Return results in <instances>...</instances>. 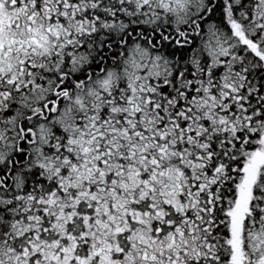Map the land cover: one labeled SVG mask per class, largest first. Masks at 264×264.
I'll use <instances>...</instances> for the list:
<instances>
[{"label": "snow or ice", "instance_id": "1", "mask_svg": "<svg viewBox=\"0 0 264 264\" xmlns=\"http://www.w3.org/2000/svg\"><path fill=\"white\" fill-rule=\"evenodd\" d=\"M0 264H264V0H0Z\"/></svg>", "mask_w": 264, "mask_h": 264}]
</instances>
